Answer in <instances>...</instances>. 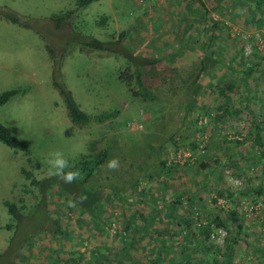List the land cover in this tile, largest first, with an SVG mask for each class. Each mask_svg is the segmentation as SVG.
<instances>
[{
    "label": "rangeland",
    "instance_id": "rangeland-1",
    "mask_svg": "<svg viewBox=\"0 0 264 264\" xmlns=\"http://www.w3.org/2000/svg\"><path fill=\"white\" fill-rule=\"evenodd\" d=\"M75 6L0 0L1 11L28 25L0 16V94L18 91L0 106V124L30 153L0 142V264H225L231 245L232 264H264V6L98 0L56 29L53 18ZM84 37H121V53L80 50ZM47 47L62 56L60 80L79 109L113 117L84 129L69 122ZM129 55L158 60L141 69L142 87ZM227 85L228 98L219 96ZM219 106L242 111L219 118ZM55 150L72 165L108 150L88 182L101 192L98 219L71 210L70 194L48 175ZM27 175L52 185L41 192ZM207 223L222 233L191 241Z\"/></svg>",
    "mask_w": 264,
    "mask_h": 264
},
{
    "label": "trees",
    "instance_id": "trees-1",
    "mask_svg": "<svg viewBox=\"0 0 264 264\" xmlns=\"http://www.w3.org/2000/svg\"><path fill=\"white\" fill-rule=\"evenodd\" d=\"M98 0H76V6L75 9L72 11H69L68 13L64 14L63 16L55 17L53 18V21L56 23V29H60V31H63L65 29H62V26L65 24V22H68L72 20V18L75 17V15L80 12L81 10L85 9L88 5H90L93 2H96ZM253 2V1H252ZM255 7L260 10L264 6V0H254ZM0 16L5 18L6 20L12 22L13 24L17 25H23V26H28L25 22L21 21L15 14L13 13H6L0 10ZM70 31V30H67ZM85 39L80 40L78 46L80 50L83 49H94V50H101L105 51L109 54H120L121 51L119 50V46L122 45V38L120 37L118 40L113 41V42H102L97 40L96 38L93 37H84ZM49 50V53L51 57L54 60V69L56 74H54L53 80H52V85L55 89L58 90L60 96L63 98L65 106H66V113H67V118L69 122L76 128L78 129H84L88 127L91 124L95 123H103L107 121L110 117H113L115 112H106L104 114H99V115H89L79 109L77 104L74 102L72 95L69 90L65 87V84L60 80V67H61V62H62V56H59L60 53L55 54L53 50L50 47H47ZM123 50V48H122ZM126 53V52H124ZM129 60L131 63L135 65L136 68L133 70V75L135 76L136 82L138 86L142 87V74H141V69H146V68H153L156 64H158V60L155 59H146V58H140L134 55H129ZM198 89L199 87L196 86ZM231 90L230 86L227 85L225 86H218L217 87V93L221 97L228 98L227 94L228 91ZM18 94L17 90H12V91H6L0 94V106L4 105L7 103L14 95ZM133 95L135 96H142L143 99H151V96L149 94L145 93H134ZM220 113L219 118L222 116H228L229 114L232 115L234 114V111H236V114H239L242 110H232L229 109L228 106L224 108L223 106H219L217 109ZM232 111V112H231ZM113 113V114H112ZM259 133V130H257V135ZM256 135V137H257ZM0 142L4 144L5 146L15 149V150H22L27 156L30 155L29 153V148L26 144L22 143L19 139H17L14 135H12L3 125L0 124ZM93 144V143H92ZM259 145V144H258ZM109 152L108 150H102L100 152H94L93 150L90 151V154L88 155H82L79 160L73 164L75 166V169H79L81 172V176H83V179L81 180H76L72 184H65L61 181H58L55 186H58L60 188V193L62 192H68L70 195V200L74 201L75 206H77L79 209L88 212L92 215L93 219H98V215L96 214L98 210L102 209L101 205V192L92 189V187L89 186L88 182L89 180L93 177V175L96 173V171L99 169L100 166H102L108 159ZM264 155V154H262ZM208 164L202 163L199 165V168H205ZM221 163L218 168H220ZM32 176V175H31ZM30 175L26 176V180L30 181V186L35 188L40 187L41 192H44V187L51 186L52 183L45 181V179L42 180H36L31 177ZM55 178V177H54ZM52 178V179H54ZM51 179V181H53ZM57 179V178H56ZM44 180V181H43ZM58 180V179H57ZM45 182H48L45 184ZM47 185V186H46ZM66 188V190H65ZM53 189H51L52 191ZM79 197H86V199L83 200V202H80L78 200ZM6 207L8 208L9 213L12 216H16V211L17 207L13 204H9L5 202ZM71 210H75L74 207H69ZM97 222V221H96ZM213 222L221 226L222 224L220 223L219 219H213ZM101 226L103 224L99 222ZM96 228L98 227V224L95 223ZM102 228V227H100ZM196 232L191 234V241L196 240L198 241L199 239H202L204 243L209 241L211 232H212V225L211 223H207L205 226H198L196 228ZM186 250L184 246H182V251ZM233 253V246H228L227 248V260L225 264H232L231 257ZM160 255V251L158 252V256ZM182 262H179V264H193L190 259L184 258Z\"/></svg>",
    "mask_w": 264,
    "mask_h": 264
},
{
    "label": "clouds",
    "instance_id": "clouds-1",
    "mask_svg": "<svg viewBox=\"0 0 264 264\" xmlns=\"http://www.w3.org/2000/svg\"><path fill=\"white\" fill-rule=\"evenodd\" d=\"M46 163L48 165V175L57 178L65 184H72L81 176L80 170L75 169V166L69 163V159L60 150L49 152ZM108 167L112 169L116 168L117 161L113 159L109 162ZM84 199L86 197L78 198L80 202H83ZM68 206L74 207V201H68Z\"/></svg>",
    "mask_w": 264,
    "mask_h": 264
},
{
    "label": "built area",
    "instance_id": "built-area-1",
    "mask_svg": "<svg viewBox=\"0 0 264 264\" xmlns=\"http://www.w3.org/2000/svg\"><path fill=\"white\" fill-rule=\"evenodd\" d=\"M232 32H233L234 34H238L237 29H236V30L233 29ZM248 37H251V38H253V39L256 40V45L258 46V48H261V47L263 46L262 41H261V39H260V36H258V35H253V36L248 35ZM221 233H222L221 230H219L218 232L213 231V232L211 233L210 238H211V239H215V238L218 237Z\"/></svg>",
    "mask_w": 264,
    "mask_h": 264
},
{
    "label": "crops",
    "instance_id": "crops-1",
    "mask_svg": "<svg viewBox=\"0 0 264 264\" xmlns=\"http://www.w3.org/2000/svg\"><path fill=\"white\" fill-rule=\"evenodd\" d=\"M5 204V203H4Z\"/></svg>",
    "mask_w": 264,
    "mask_h": 264
}]
</instances>
